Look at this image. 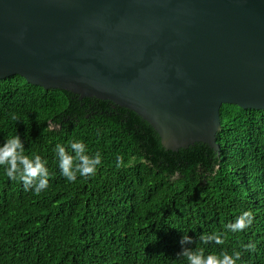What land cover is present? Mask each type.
Returning <instances> with one entry per match:
<instances>
[{"label":"trees","instance_id":"obj_1","mask_svg":"<svg viewBox=\"0 0 264 264\" xmlns=\"http://www.w3.org/2000/svg\"><path fill=\"white\" fill-rule=\"evenodd\" d=\"M221 119L218 148L171 151L147 121L112 101L20 75L0 79V143L20 134L50 172L36 194L0 169V264H179L183 232L221 233L223 245L196 239L186 247L238 250L242 264H264V109L223 104ZM72 140L102 155L95 174L75 182L61 175L54 152ZM248 210V229L225 231Z\"/></svg>","mask_w":264,"mask_h":264},{"label":"water","instance_id":"obj_2","mask_svg":"<svg viewBox=\"0 0 264 264\" xmlns=\"http://www.w3.org/2000/svg\"><path fill=\"white\" fill-rule=\"evenodd\" d=\"M134 111L167 150L264 109V0H0V79Z\"/></svg>","mask_w":264,"mask_h":264},{"label":"clouds","instance_id":"obj_3","mask_svg":"<svg viewBox=\"0 0 264 264\" xmlns=\"http://www.w3.org/2000/svg\"><path fill=\"white\" fill-rule=\"evenodd\" d=\"M12 120H17L15 114L11 115ZM55 125H49L53 130ZM58 159V166L61 175L69 182H75L79 177L94 175L98 167L102 165L100 152L90 153L83 140H72L67 145L57 143L54 149ZM117 165H123V156L116 157ZM0 169L3 174L12 181L22 183L25 191L41 193L49 186L50 172L48 160L39 154H28L24 138L20 134L10 135L5 142L0 143ZM255 220L251 210L243 211L234 221L225 226L226 232L241 233L248 229ZM196 239L207 246L210 243L215 245L224 244V235L221 233L201 234L194 238L183 232L180 240L182 250L177 254L179 264H242V253L238 250H208L206 247H186L194 245ZM246 250H254L255 245L248 243L244 246Z\"/></svg>","mask_w":264,"mask_h":264}]
</instances>
